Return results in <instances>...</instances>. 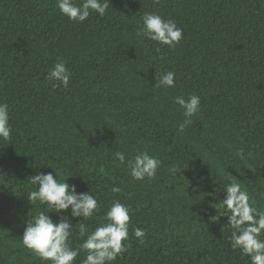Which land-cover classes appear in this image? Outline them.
Segmentation results:
<instances>
[{
  "label": "trees",
  "instance_id": "obj_1",
  "mask_svg": "<svg viewBox=\"0 0 264 264\" xmlns=\"http://www.w3.org/2000/svg\"><path fill=\"white\" fill-rule=\"evenodd\" d=\"M146 12L183 29L174 49L138 35ZM59 60L72 73L67 88L47 79ZM158 71H174L176 86H156ZM191 94L201 110L180 132L173 98ZM0 102L12 126L11 139H0V264H51L22 234L43 210L28 200L29 176L55 175L52 167L102 202L84 221L90 230L113 200L130 208L128 251L111 264H249L231 248L227 216L208 218L233 180L264 206V0H110L104 16L83 23L56 0H0ZM138 150L161 160L156 179L134 180L116 159ZM70 240L79 247L78 227Z\"/></svg>",
  "mask_w": 264,
  "mask_h": 264
},
{
  "label": "clouds",
  "instance_id": "obj_2",
  "mask_svg": "<svg viewBox=\"0 0 264 264\" xmlns=\"http://www.w3.org/2000/svg\"><path fill=\"white\" fill-rule=\"evenodd\" d=\"M61 14L70 21L83 23L92 12L104 16L110 8V0H56ZM159 3V0H155ZM142 26L138 32L148 40L159 45L174 49L183 39V29L172 18H165L156 12H146L141 17ZM159 51V48L157 49ZM175 72L167 71L156 76V86L174 88ZM72 73L64 60L57 61L47 73V79L53 87H68ZM173 102L181 107L184 120L178 130L183 132L193 123L192 118L201 110V97L191 94L187 98L175 96ZM9 104L0 102V139L10 140L12 126L9 122ZM236 155L244 158V149H237ZM116 159L124 164L134 180H154L161 160L147 150L137 151L134 157L128 158L123 151L115 153ZM50 166V165H49ZM52 167V166H51ZM39 172L31 175L30 183L36 190L27 193L30 204L39 202L43 206L34 216L28 218L22 234V245L40 258L51 264H75L81 251L86 257L81 264H111L128 251L129 226L131 223L130 208L113 200L111 206L104 212L106 222L90 230L84 223L92 218L103 206L102 202L92 194L78 192L75 184H69L66 175L61 178L58 171ZM182 167L174 165L170 171L177 173ZM224 198L220 199V208L209 216V222L219 223L222 216H227V223L231 228L229 238L233 250H239L249 259V264H264V206L260 205L248 192L247 188L236 181H229L223 187ZM112 192L118 193L121 189L113 186ZM223 208L224 211L220 209ZM50 213L61 215L53 219ZM70 213V215H69ZM75 225L74 218H81ZM78 227L82 239L79 247H73L70 237L74 228ZM134 236L140 243L146 235L142 228L133 230Z\"/></svg>",
  "mask_w": 264,
  "mask_h": 264
},
{
  "label": "water",
  "instance_id": "obj_3",
  "mask_svg": "<svg viewBox=\"0 0 264 264\" xmlns=\"http://www.w3.org/2000/svg\"><path fill=\"white\" fill-rule=\"evenodd\" d=\"M57 215H59V213H56Z\"/></svg>",
  "mask_w": 264,
  "mask_h": 264
}]
</instances>
